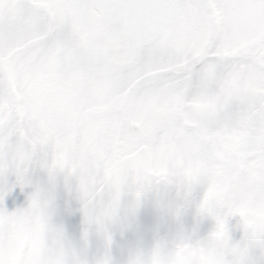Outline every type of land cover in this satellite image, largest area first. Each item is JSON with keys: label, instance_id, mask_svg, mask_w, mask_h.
I'll list each match as a JSON object with an SVG mask.
<instances>
[{"label": "snow or ice", "instance_id": "1", "mask_svg": "<svg viewBox=\"0 0 264 264\" xmlns=\"http://www.w3.org/2000/svg\"><path fill=\"white\" fill-rule=\"evenodd\" d=\"M36 169L74 178L97 225L127 189L203 184L215 228L181 264H245L264 248V0H0V205L34 189L0 207V264H72Z\"/></svg>", "mask_w": 264, "mask_h": 264}, {"label": "flooded vegetation", "instance_id": "2", "mask_svg": "<svg viewBox=\"0 0 264 264\" xmlns=\"http://www.w3.org/2000/svg\"><path fill=\"white\" fill-rule=\"evenodd\" d=\"M31 179L33 185H39L50 196L49 222L62 232L66 244L81 264H97L103 256L110 258V264H126L132 252L150 248L157 240L165 241L171 250L179 237L202 241L215 228L213 220L197 214L205 191L203 184L194 185L190 192H186L184 186L175 180L153 182L138 198L135 189H127L120 196L115 215L97 225L85 217L78 188L70 187L64 174L50 178L46 172L36 169ZM13 182L14 177L9 176L8 183ZM33 190V187L14 188L0 207L9 213L22 209ZM152 190L153 196L150 195ZM108 198L105 194L97 201V206L103 207ZM177 210L178 219L172 220L169 212ZM226 228L232 243L241 240L243 232L239 217L229 218ZM245 264H264V248H249Z\"/></svg>", "mask_w": 264, "mask_h": 264}, {"label": "clouds", "instance_id": "3", "mask_svg": "<svg viewBox=\"0 0 264 264\" xmlns=\"http://www.w3.org/2000/svg\"><path fill=\"white\" fill-rule=\"evenodd\" d=\"M178 210L170 211L169 216L172 220L178 219ZM188 240L187 237L181 236L177 240L173 249H169L168 245L163 240H157L150 248L139 249L132 252L126 261V264H181L182 261L187 259L196 258L195 253H184L177 252L180 245ZM52 258L64 262L66 260H71L72 264H79V259L75 253L70 250H61L59 252L53 253ZM106 259L108 264H110V258L107 256L101 257L98 261Z\"/></svg>", "mask_w": 264, "mask_h": 264}, {"label": "rangeland", "instance_id": "4", "mask_svg": "<svg viewBox=\"0 0 264 264\" xmlns=\"http://www.w3.org/2000/svg\"><path fill=\"white\" fill-rule=\"evenodd\" d=\"M68 181H70V187H72V185H74V187H77V182L74 178L68 177ZM38 182V181H37ZM42 183V181H40ZM59 187H61L62 184V179L60 181H58Z\"/></svg>", "mask_w": 264, "mask_h": 264}, {"label": "water", "instance_id": "5", "mask_svg": "<svg viewBox=\"0 0 264 264\" xmlns=\"http://www.w3.org/2000/svg\"><path fill=\"white\" fill-rule=\"evenodd\" d=\"M153 194H154V190H152V191L150 192V195H151V196H153Z\"/></svg>", "mask_w": 264, "mask_h": 264}]
</instances>
